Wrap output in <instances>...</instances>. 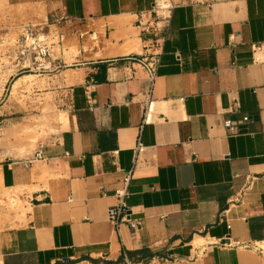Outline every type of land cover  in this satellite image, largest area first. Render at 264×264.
I'll use <instances>...</instances> for the list:
<instances>
[{
    "label": "crops",
    "instance_id": "0c3cea01",
    "mask_svg": "<svg viewBox=\"0 0 264 264\" xmlns=\"http://www.w3.org/2000/svg\"><path fill=\"white\" fill-rule=\"evenodd\" d=\"M171 2L143 124L133 59L151 52L139 23L155 0H3L5 26L62 37L54 76L67 120L32 157L0 161V191L25 211L0 222V264H264L214 245L264 244V0ZM125 173L141 224L118 234L107 215Z\"/></svg>",
    "mask_w": 264,
    "mask_h": 264
},
{
    "label": "rangeland",
    "instance_id": "374dc122",
    "mask_svg": "<svg viewBox=\"0 0 264 264\" xmlns=\"http://www.w3.org/2000/svg\"><path fill=\"white\" fill-rule=\"evenodd\" d=\"M0 0V161L32 157L41 141L57 135L67 116L58 107L56 88L60 85L54 73H42L29 66L21 54L23 28L5 26L4 5ZM28 22L25 21L24 24ZM38 25L36 22H32ZM42 27L36 32L43 33ZM10 74V75H9ZM24 75H35L30 82H16ZM16 191H0V222L18 221L24 208Z\"/></svg>",
    "mask_w": 264,
    "mask_h": 264
},
{
    "label": "built area",
    "instance_id": "2783aa9c",
    "mask_svg": "<svg viewBox=\"0 0 264 264\" xmlns=\"http://www.w3.org/2000/svg\"><path fill=\"white\" fill-rule=\"evenodd\" d=\"M174 6L171 0H155L154 6L150 13V20L147 23L140 22L139 26L144 31L150 32L153 35L149 49L151 52L147 56L142 58H134V62L137 63L144 71L145 85L143 88L142 96L144 99L143 107V124L150 123L151 113L153 111V92L155 88L157 69L160 65V56L162 54V47L165 43L169 30L170 19ZM148 13L141 14V18ZM64 17L55 18L54 22L64 21ZM21 44V54L26 53V57L31 61L32 69L35 67L42 73H54L58 72L63 66L58 63L59 59L55 57L54 46L56 43L60 44L62 37L60 35H52L50 33L36 32L35 26H25L23 28ZM249 118L244 117L243 122H248ZM225 130L229 134H235L237 132V124L231 120H225L223 122ZM137 154L143 151V146L138 137L137 145L135 148ZM37 159H44L42 153L36 154ZM131 181V173H125L123 178L119 181L121 186L116 191L117 203L108 209V221L112 223L119 234L120 226L126 225L132 231H136L141 224L140 219L133 217V212L126 205V197L128 195V186ZM231 228V226H229ZM214 245H220L226 248L245 249L258 253L264 256V244L259 243H239L231 241L230 236L219 239Z\"/></svg>",
    "mask_w": 264,
    "mask_h": 264
},
{
    "label": "bare ground",
    "instance_id": "6f19581e",
    "mask_svg": "<svg viewBox=\"0 0 264 264\" xmlns=\"http://www.w3.org/2000/svg\"><path fill=\"white\" fill-rule=\"evenodd\" d=\"M31 3V2H30ZM25 14V13H24ZM69 38V37H68ZM67 38V39H68ZM69 41V40H68ZM65 43H68L67 41H65ZM1 75V74H0ZM10 75V74H9ZM35 75H24L22 77L19 78V80L16 82L15 87L17 84H19L20 82H32L33 79L35 78ZM20 189V188H19ZM201 240V239H200Z\"/></svg>",
    "mask_w": 264,
    "mask_h": 264
}]
</instances>
